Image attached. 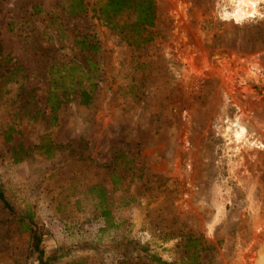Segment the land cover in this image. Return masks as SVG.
I'll list each match as a JSON object with an SVG mask.
<instances>
[{
	"label": "rangeland",
	"instance_id": "obj_1",
	"mask_svg": "<svg viewBox=\"0 0 264 264\" xmlns=\"http://www.w3.org/2000/svg\"><path fill=\"white\" fill-rule=\"evenodd\" d=\"M69 1L0 0V264H37L28 228L46 264L178 263L198 249L186 235L210 249L194 263L250 264L264 237V2L234 20L236 0H154L151 40L131 46ZM86 60L91 103L65 95L50 123V67Z\"/></svg>",
	"mask_w": 264,
	"mask_h": 264
},
{
	"label": "trees",
	"instance_id": "obj_2",
	"mask_svg": "<svg viewBox=\"0 0 264 264\" xmlns=\"http://www.w3.org/2000/svg\"><path fill=\"white\" fill-rule=\"evenodd\" d=\"M65 7L68 15L82 14L88 7L92 16L119 34L120 38L128 45L138 46L139 44H144L151 40V32L149 30L154 24V0H93L90 5L85 4L83 0H71L65 4ZM123 14L131 17V21L128 23V25L125 23H122L121 25L118 24L117 19ZM124 29L126 30L124 31ZM76 38H78L79 41H77ZM85 38L86 37L84 36H74L73 44L79 45L81 50L95 53L96 45H94L92 42H86ZM262 42L264 43V39H262ZM94 67L95 63L90 60H86L84 65L65 62L59 66L53 65L50 67L49 74L55 76L51 81L50 89L47 92L48 95L45 100V103L48 105L50 113L52 114L50 123H53L55 119L54 112L62 103H64V101L68 100H64L65 95H69L70 93L78 94V102L82 106H88L91 103L92 84L83 86L81 81L82 79H85L86 82H89L90 78L94 77ZM57 91L60 92L58 97L56 96ZM32 119H35V116H32ZM42 148L43 145H40L39 147H34L31 150H39ZM56 148L62 149V147ZM18 150L21 152L20 148ZM28 151H30V149L26 150V152ZM44 153L47 156L51 155V153L48 152V149ZM120 157V153H117V156L114 158V160ZM0 202L5 208L10 210L7 203L4 201L1 192ZM28 231L31 234L32 250L37 254V264H46L42 261V252L38 250V244L40 240L39 235L36 233V231H32L29 228ZM185 240L186 244L187 242L193 244H191L192 249L194 246H198V249L195 251L192 250L191 253L186 255L185 261L179 260L178 263H165L159 259H154V262L158 264H209L208 262L194 263L193 260L197 256V253L209 251L210 249L208 245L205 244V242H203L201 245V238H195L192 235H186Z\"/></svg>",
	"mask_w": 264,
	"mask_h": 264
},
{
	"label": "bare ground",
	"instance_id": "obj_3",
	"mask_svg": "<svg viewBox=\"0 0 264 264\" xmlns=\"http://www.w3.org/2000/svg\"><path fill=\"white\" fill-rule=\"evenodd\" d=\"M261 1L264 2V0H236V6L234 7L232 13L229 14L230 18H232L234 20H239V19H242L246 15L251 16L253 13L255 14V12H254L256 10L255 6L257 3H260ZM238 123H239V121L236 120L235 124L233 126L234 127L237 126L238 130L234 129L232 131V134L234 135L233 138L240 140L244 134V129H243V127H240V125Z\"/></svg>",
	"mask_w": 264,
	"mask_h": 264
},
{
	"label": "water",
	"instance_id": "obj_4",
	"mask_svg": "<svg viewBox=\"0 0 264 264\" xmlns=\"http://www.w3.org/2000/svg\"><path fill=\"white\" fill-rule=\"evenodd\" d=\"M250 264H264V237L254 249Z\"/></svg>",
	"mask_w": 264,
	"mask_h": 264
}]
</instances>
